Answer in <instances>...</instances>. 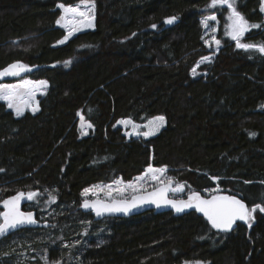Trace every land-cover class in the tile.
<instances>
[{
    "label": "trees",
    "instance_id": "obj_1",
    "mask_svg": "<svg viewBox=\"0 0 264 264\" xmlns=\"http://www.w3.org/2000/svg\"><path fill=\"white\" fill-rule=\"evenodd\" d=\"M82 1L88 0H0V69L19 61L36 67L26 77L47 81L35 113L17 117L0 101V201L38 192L37 206L26 202L24 209L48 223L0 239V264H22L31 248L40 254L31 264H44L43 257L65 262L60 234L92 219L80 209L84 189L131 181L149 164L166 166L184 192L217 186L249 209L264 206V53L237 48L225 35L227 5L211 8L221 46L194 77L197 62L209 54L201 17L211 0H90L94 28L58 44L66 34L57 26L58 5ZM261 5L234 0L249 25L260 26L242 43L264 44ZM80 116L91 124L82 137ZM155 116H164L166 125L147 139H127L116 124ZM51 196L55 201L45 207ZM93 225L104 230L81 248L82 264H264L259 209L251 222L227 232L196 212L150 210Z\"/></svg>",
    "mask_w": 264,
    "mask_h": 264
},
{
    "label": "snow or ice",
    "instance_id": "obj_2",
    "mask_svg": "<svg viewBox=\"0 0 264 264\" xmlns=\"http://www.w3.org/2000/svg\"><path fill=\"white\" fill-rule=\"evenodd\" d=\"M217 5H227L230 9V15L228 16L227 34L231 36L233 40L236 41L237 48L241 49H257L259 52L264 53V44L256 45L249 43H242L241 38L244 34L250 30V28L260 27L259 25H249L248 21L241 15L234 6V0H211L210 7H216ZM58 7L62 9L64 15L57 20V24H61L63 21V26L68 28L67 35L63 40L58 43H64L67 41L75 31H79L81 28H91L94 27V12L95 4L94 2H82L79 5H64L59 4ZM264 11V8H262ZM217 17L211 15L205 17L202 23L207 27L209 21H216ZM176 20V17H169L166 23L171 24ZM156 28V25H152ZM215 31V29H213ZM215 40V37H213ZM207 43V41H206ZM215 43L219 45L220 41L215 40ZM211 60V57H203L202 62ZM67 63V62H66ZM28 66L24 65L22 62H14L8 65L3 70H0V77L3 76H18L21 72L28 71ZM193 74H195V69H193ZM47 81H37L32 82L28 80H23L21 84L18 85H0V99L8 101V107L14 108L16 115L20 116L23 114L24 108L32 106L33 104H38L35 100L36 92L40 88H46ZM20 101L19 103L17 101ZM32 111H38L37 106H32ZM83 119V118H82ZM119 124L131 125L132 132L129 135H143L151 136L160 130L165 124L164 116L153 117L149 120L148 124L145 125L148 130L140 132V126L136 125L131 118L126 120L118 121ZM84 128V124L81 125ZM87 127H91L88 124ZM252 135H255L254 133ZM3 171V169H0ZM167 171L166 166L162 168H155L151 164L145 169V172L140 177H137L132 182L124 183L123 180L114 181L113 184L105 186L107 189L115 190L122 196L127 193L129 189L132 191V196L130 201L125 199L111 200V202H101L99 200L89 202L85 200L83 203L84 208H93L97 215H101L105 212H125L127 213L131 208L137 207L140 204L151 202L159 207L161 204L171 205L176 209L177 212H181L186 208L195 207L196 210L202 212L205 217H207L211 226L215 229L227 232L229 231L233 224L237 220L249 221L253 219V213L259 209L260 212H264V206L261 204L254 205L251 209L244 203L242 199H238L236 196L232 195H213L210 199L203 198L199 193L192 192L187 201H175L169 200L166 197V192L171 188L173 184L172 178H168L167 183L161 180V176ZM155 181L163 186L158 190L151 192L148 196L140 195L139 193L145 191L143 188V183L147 180ZM215 179V178H214ZM123 184L124 186L118 187V185ZM114 186H116L114 188ZM100 186H94L99 188ZM185 187L184 184L177 183L173 191H181ZM103 190V189H101ZM93 189H84L83 194L87 195ZM95 194V193H94ZM39 195L38 192L30 191L23 192L19 191L15 195L0 201L4 206V211L0 212V236L6 235L10 230L16 229L25 224L36 223L32 212H22L20 210V202L22 199L33 200ZM55 196H51V200L54 202ZM44 264H49L47 257H43ZM52 264H60V261L52 262ZM199 264V262H197Z\"/></svg>",
    "mask_w": 264,
    "mask_h": 264
},
{
    "label": "rangeland",
    "instance_id": "obj_3",
    "mask_svg": "<svg viewBox=\"0 0 264 264\" xmlns=\"http://www.w3.org/2000/svg\"><path fill=\"white\" fill-rule=\"evenodd\" d=\"M82 2H88V1H82ZM82 2H79V3L74 4L72 6L79 5ZM90 2H92V1H90ZM209 5L206 7V13L201 17V22L204 20L205 17L211 16V15H215L217 17L216 21H209L207 27L202 23V25H203L204 41H205V44L207 46V51L209 52V54L206 55L205 57H211L212 58L213 54H215L219 50V48L221 46V42L219 43V45H217L215 43V40H219V38H218V32H219V26H220L219 21L220 20H219L218 16L216 15V13L213 12V11H211V8L212 7H210ZM217 6H219V5H217ZM262 8H264V0H262L261 10H262ZM228 12H229V14L227 15V19H228V16L230 15V11H228ZM262 12L264 14V11H262ZM63 15H64V13H63V11L61 9V15H60L59 19ZM94 15H95V12H94ZM63 23L64 22L62 21L61 24H57V26L62 27L64 29V31L66 32L65 35H67L68 28H65L63 26ZM165 23H166V21H165ZM228 23H229V21H228ZM228 23L224 27V29L226 28L225 35L228 36L229 38H231V36L227 34V25H228ZM166 25H169V24L166 23ZM92 28H94V27H91V28H81L79 31H75L73 33V35H75L78 32L85 31V30L92 29ZM213 29H215V31H213ZM213 37H215V40H213ZM63 38H61L59 41L63 40ZM206 41H207V43H206ZM58 44H62V43H58ZM205 62H209V61L208 60H205V61L202 62V59H200L197 62L196 66L194 67L195 74H193V71H192V75L194 77L198 76V72L196 70L197 67L200 66L201 64L205 63ZM23 80H28V81H32V82L45 81V80H34V79H31V78H28V77L25 76V77H22V78H19V79H15V80H12V81H9V82H6V81L0 82V85H18V84H21V82ZM45 89L46 88H40L36 92L35 100L37 102H38V96L41 95L42 93H44ZM0 101H4L7 104V107H8V101H6L4 99H0ZM17 102L19 103L20 101L18 100ZM32 106H37L38 109H39L38 104H33ZM32 106L25 107L23 113L25 111L33 112L32 111ZM9 109H11L13 111L14 115L17 116L16 115V111H15L14 108H9ZM35 112H37V111H35ZM35 112H33V113H35ZM155 117H157V116H155ZM82 118H83L82 116L78 117V130H79V134H80L81 137L87 135L89 129L91 128V127H87V125L90 124V123L86 122ZM152 118H150L149 120H151ZM126 119H128V118H124V119H120V120H126ZM149 120H147V121H145L143 123H136V122H134V123L136 125H139L140 126V132L142 133V132L148 130L144 126L148 124ZM82 124H84V128L81 127ZM116 124L122 128V130L125 133V136H126L127 139H130V138L147 139V138H150V137L154 136L155 134H157L166 125V121H165L164 126L161 127L158 132H156L154 135H151V136H143V135H135V134L129 135V133L132 132V126L131 125H123V124H119L118 122ZM153 167H155V168H162V167H156V166H153ZM143 173L141 175H143ZM141 175H139L137 177H140ZM137 177H135V178H137ZM168 178L169 177L167 176L166 172L161 176V180L164 181V183L167 182ZM134 179L131 180V181H123V182L126 184L128 182L134 181ZM118 180H121V179L118 178V179H116L114 181H118ZM113 182H97V183L92 184L91 186H89L87 188L88 189H93V191H90L87 195H84L83 194L84 191L82 192V198H83V200H85V199L86 200H90V199H94V198H99V199H103V200H111L113 198H125L126 199V198H129L133 194L132 191H131V189H129L127 191V193L124 194L123 196L121 194L117 193L114 189L111 190V193H110V190L107 189L105 186L110 185V184H113ZM158 185H160V183L155 182V181H151L149 179V180L145 181L142 186H143V188L146 191V190L152 189V188H154V187H156ZM94 186H100V187L94 189ZM123 186H124L123 184L118 185V187H121V188ZM115 187L116 186H114V188ZM101 189H103V190H101ZM189 192H192V190H189L188 192H183V194H181L179 197H184ZM221 192H222V190H220L219 187L215 186V187H212V188L204 191L203 194H205V195L208 196V195H212V194H219ZM25 193H27V192H25ZM40 198H41V195L40 196L38 195L33 200H27L26 199L27 200V204L29 203L32 206H37ZM50 201H51V198H49V199L44 198L43 199V204H46L44 206L45 207L50 206L51 205L50 204L51 203ZM1 205H3V204H1ZM87 214H89V213H87ZM0 219H2V218H0ZM93 222H95V221H93L92 219L91 220H81V221L78 220L77 226L74 229L68 228V229L65 230V233L66 234H64V235L60 234V238L62 239L64 245L66 246V250H67V255H66V258L67 259H66L65 262L60 263V264H82L79 261L80 260V254H79V252H80L81 248L83 249L84 245L87 244L88 239H90L93 235L98 234V233H100V232H102L104 230V225L95 226V225H93ZM47 226H48V223H47ZM47 226H44V227H47ZM65 235H67V237ZM65 237H66V239H65ZM30 252H31L30 253L31 255H27V257L26 256H23L22 257V260H23L22 261V264H31L32 260H35V259L37 260V258L40 256L39 252H36V251L34 252L32 248L30 249ZM42 261L44 263V260H42ZM49 264H52V262L49 261ZM183 264H193V263L186 262V263H183Z\"/></svg>",
    "mask_w": 264,
    "mask_h": 264
},
{
    "label": "water",
    "instance_id": "obj_4",
    "mask_svg": "<svg viewBox=\"0 0 264 264\" xmlns=\"http://www.w3.org/2000/svg\"><path fill=\"white\" fill-rule=\"evenodd\" d=\"M16 62H17V61H16ZM13 63H14V62H12V63H10V64H8V65H11V64H13ZM8 65H7V66H8ZM7 66H5V67H7ZM5 67H4V68H5ZM4 68H2V69H0V70H3ZM35 68H36V67L28 66V69H29V70H28V71L21 72L20 75H18V76L8 75V76L0 77V82H3V81H6V82H7V81H12V80H15V79H19V78L25 77V76H27L28 74H30ZM166 183H167V182H166ZM162 186H163V185L160 184V185H158V186H156V187H154V188H152V189H149V190L143 191V192H141V193H139V194H140V195H143V196H148L151 192L158 190V189H159L160 187H162ZM175 187H176V183L173 181V184L171 185V188H170V189L166 192V194H165L166 197H167V199H169V200H175V201H181V200H183V201H187L189 195H190L192 192H197V193H199V194H200L203 198H205V199H210L213 195H230V196L234 195V194H231V193H225V192H224V193L212 194V195H209V196H205V195H203L202 193H200V192H198V191H192V192H189L188 194H186L184 197H179L181 194H183V192H184V188H183V190H181V191H173L172 189H175ZM15 194H16V193L11 194V195H9L8 197L13 196V195H15ZM131 196H132V195H131ZM131 196H130L129 198H126V199H125V198H113V199H111V200L125 199V200H129V201H130ZM234 196H236V195H234ZM8 197H6L5 199H7ZM236 197H237L238 199H241V198L238 197V196H236ZM96 200H99V201H101V202H111V200H103V199H99V198L90 199V200H88V201L91 203V202L96 201ZM84 201H85V200H83L82 203H81V210H82V212H84V213H90V214L92 215V219H93V221H99V220H102V219H104V218H106V217H122V218H124V217H130V216H134V215L142 214V213L147 212V211H150V210H153L155 213H160V212H171L174 216H181V215L186 214V213L196 212V213L202 215V216L208 221L207 217H205L204 214H203L202 212L196 210L195 207H192V208H186V209H184V210L181 211V212H177L176 209H175L174 207H172L171 205L161 204L159 207H157V205L154 204V203L146 202V203H143V204L138 205L137 207L131 208L127 213H125V212H105V213H103V214H101V215H97V214H96V211H95L93 208H84V207H83V203H84ZM26 202H27L26 198L21 200V202H20V210H21L22 212H25V213H27V212H32V213H33V216H34V219H35V221H36V223H34V224H25V225H22V226H20V227H18V228H16V229H12V230H10L6 235L0 236V239L7 237V236H9L10 234H12L13 232H16V231H18L19 229H22V228H41V227L47 226V222H41L40 220H38V218H37V214H36V212H35L34 210H25V209H24V206H25ZM244 203H245V202H244ZM245 204H246V203H245ZM246 205H247V204H246ZM2 207H3V211H4V210H5V209H4V206L2 205ZM241 221H244V220H237V221L233 224V226H232V228H231L230 230L234 229V228L236 227L237 223H238V222H241ZM208 223H209V225L211 226V224H210L209 221H208ZM211 227H212V226H211ZM212 228H213V227H212ZM213 229H214V230H218V229H215V228H213ZM219 231H221V230H219Z\"/></svg>",
    "mask_w": 264,
    "mask_h": 264
},
{
    "label": "bare ground",
    "instance_id": "obj_5",
    "mask_svg": "<svg viewBox=\"0 0 264 264\" xmlns=\"http://www.w3.org/2000/svg\"><path fill=\"white\" fill-rule=\"evenodd\" d=\"M177 184V183H176ZM207 196V195H205ZM209 196V195H208ZM86 200V199H85ZM82 203V202H81ZM81 203H80V209H81ZM26 210V209H25ZM82 211V210H81ZM84 213V212H83ZM90 214V213H89ZM91 215V214H90ZM92 216V215H91ZM42 222V221H41ZM23 229V228H22ZM20 230V229H19Z\"/></svg>",
    "mask_w": 264,
    "mask_h": 264
}]
</instances>
